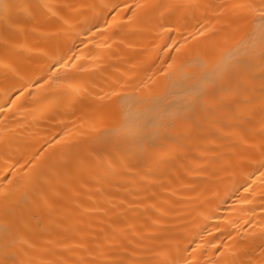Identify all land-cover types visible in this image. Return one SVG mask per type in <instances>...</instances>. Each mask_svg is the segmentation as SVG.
<instances>
[{
	"label": "bare ground",
	"instance_id": "bare-ground-1",
	"mask_svg": "<svg viewBox=\"0 0 264 264\" xmlns=\"http://www.w3.org/2000/svg\"><path fill=\"white\" fill-rule=\"evenodd\" d=\"M260 3L0 0V264H264Z\"/></svg>",
	"mask_w": 264,
	"mask_h": 264
},
{
	"label": "snow or ice",
	"instance_id": "snow-or-ice-1",
	"mask_svg": "<svg viewBox=\"0 0 264 264\" xmlns=\"http://www.w3.org/2000/svg\"><path fill=\"white\" fill-rule=\"evenodd\" d=\"M3 7L6 12H10L13 6L10 3H6ZM237 7H248L256 11L258 14L259 20H260L261 31L262 33H264V0H261V3L259 6L249 4V5H238ZM260 56H261L262 63H264V48H262L260 52ZM262 166H264V161H262ZM261 175L264 176V172H262Z\"/></svg>",
	"mask_w": 264,
	"mask_h": 264
}]
</instances>
